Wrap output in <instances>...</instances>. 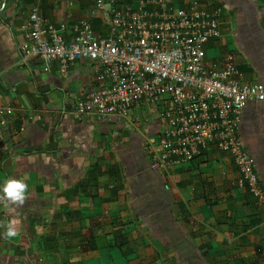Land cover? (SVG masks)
Here are the masks:
<instances>
[{
  "label": "crops",
  "instance_id": "1",
  "mask_svg": "<svg viewBox=\"0 0 264 264\" xmlns=\"http://www.w3.org/2000/svg\"><path fill=\"white\" fill-rule=\"evenodd\" d=\"M192 1L171 0L175 8ZM197 1L222 12L207 63L232 54L245 81L264 84V0ZM35 3L52 23L87 19L97 36L109 31L95 0H0V184L28 185L23 204L0 193V264H264V206L236 185L231 155L212 146L156 170L158 104L124 118L79 117L78 100L98 86L97 63L78 60L64 75L58 61L29 53ZM239 135L264 188V101L244 108Z\"/></svg>",
  "mask_w": 264,
  "mask_h": 264
},
{
  "label": "built area",
  "instance_id": "2",
  "mask_svg": "<svg viewBox=\"0 0 264 264\" xmlns=\"http://www.w3.org/2000/svg\"><path fill=\"white\" fill-rule=\"evenodd\" d=\"M110 2L113 8L106 10ZM109 28L97 36L90 21L52 23L35 3L26 27L28 52L68 75L78 60L97 63L98 86L80 98L79 117H127L136 105L158 104L164 120L160 138L149 146L152 169H166L202 156L212 146L231 155L236 185L264 206V188L239 127L249 102L264 101V84L247 82L232 54L220 66L206 61V45L220 36L221 9L193 0L175 8L171 0H95ZM69 32V34H67ZM3 72L0 70V82ZM1 255V252H0Z\"/></svg>",
  "mask_w": 264,
  "mask_h": 264
},
{
  "label": "clouds",
  "instance_id": "3",
  "mask_svg": "<svg viewBox=\"0 0 264 264\" xmlns=\"http://www.w3.org/2000/svg\"><path fill=\"white\" fill-rule=\"evenodd\" d=\"M27 188L28 185L23 178L9 177L0 184V193L3 194V199L5 200L23 204L27 196ZM4 235L8 238L16 236L15 222L10 221L6 225Z\"/></svg>",
  "mask_w": 264,
  "mask_h": 264
}]
</instances>
